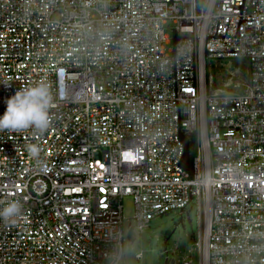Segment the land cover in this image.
Returning a JSON list of instances; mask_svg holds the SVG:
<instances>
[{"label":"built area","instance_id":"2783aa9c","mask_svg":"<svg viewBox=\"0 0 264 264\" xmlns=\"http://www.w3.org/2000/svg\"><path fill=\"white\" fill-rule=\"evenodd\" d=\"M38 84L50 127L0 131V264H121L124 197L130 232L195 207L199 264H264V0H0V116Z\"/></svg>","mask_w":264,"mask_h":264},{"label":"rangeland","instance_id":"374dc122","mask_svg":"<svg viewBox=\"0 0 264 264\" xmlns=\"http://www.w3.org/2000/svg\"><path fill=\"white\" fill-rule=\"evenodd\" d=\"M165 33L171 34L170 26H167ZM238 60H207L206 74L213 84L217 85V70H224L229 73L238 74L244 72L246 66ZM223 65V66H222ZM242 78L247 79L245 74ZM236 80L234 81V83ZM123 207V236L124 247L121 264H181L187 257L192 264H199L198 252L194 244L198 242V224L196 208L180 214L172 211L153 219L142 233L136 229L134 232L128 230V223H133L134 205L131 197L122 199ZM135 241L129 246L130 241ZM192 250V251H190ZM141 253L142 258L136 259V254Z\"/></svg>","mask_w":264,"mask_h":264},{"label":"clouds","instance_id":"9594fccd","mask_svg":"<svg viewBox=\"0 0 264 264\" xmlns=\"http://www.w3.org/2000/svg\"><path fill=\"white\" fill-rule=\"evenodd\" d=\"M6 105L5 113L0 116V131H23L31 128L43 133L50 127L53 96L47 84L21 88L6 100ZM28 151L35 157L40 150L38 146L30 145ZM22 208L19 200H12L0 209V219L6 224L15 225L21 217Z\"/></svg>","mask_w":264,"mask_h":264},{"label":"water","instance_id":"95a60500","mask_svg":"<svg viewBox=\"0 0 264 264\" xmlns=\"http://www.w3.org/2000/svg\"><path fill=\"white\" fill-rule=\"evenodd\" d=\"M188 163H189V156H188V152H187V147H185V154H184V158L182 160V166L185 170L188 169ZM131 245V243H129V246Z\"/></svg>","mask_w":264,"mask_h":264},{"label":"trees","instance_id":"16d2710c","mask_svg":"<svg viewBox=\"0 0 264 264\" xmlns=\"http://www.w3.org/2000/svg\"><path fill=\"white\" fill-rule=\"evenodd\" d=\"M191 155V154H190Z\"/></svg>","mask_w":264,"mask_h":264}]
</instances>
